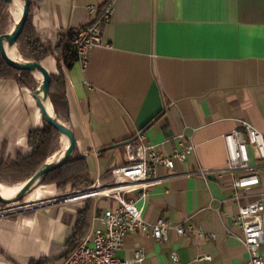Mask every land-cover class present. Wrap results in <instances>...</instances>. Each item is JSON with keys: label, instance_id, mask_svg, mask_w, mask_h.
Here are the masks:
<instances>
[{"label": "crops", "instance_id": "crops-1", "mask_svg": "<svg viewBox=\"0 0 264 264\" xmlns=\"http://www.w3.org/2000/svg\"><path fill=\"white\" fill-rule=\"evenodd\" d=\"M107 2L31 0V26L54 53L41 62L60 79L65 95L61 122L75 133L72 160L85 165L77 173L94 184L110 183L112 170L125 164L124 146L101 149L141 135L146 146L172 155L180 148L178 134H184L194 152L183 162L175 161L170 176L157 168L158 181L147 189L146 198L142 189L126 198L138 201L150 222L163 219L205 234L180 236L172 230L165 242L128 235L115 256L128 260L143 250L139 264H172L173 255L182 264H198L201 257L210 258L203 264H248L234 219L241 206L264 193V161L249 148L252 169L227 170L224 137L242 122L264 134V0H116L102 45L93 49L87 67H66L60 46L67 44L69 33L92 23L89 7L102 8ZM45 124L33 92L14 79L0 78V164L30 156L29 133ZM199 169L223 173L207 179L188 174ZM248 174L259 175L260 185L239 190L244 197L232 201L235 179ZM0 186L5 190L11 185ZM56 195L53 187L36 185L25 199ZM105 198L57 204L32 218H0V250L11 259L0 254V264L42 258L64 264L93 229L101 228L100 214L116 206L114 199ZM72 239L78 243L73 245Z\"/></svg>", "mask_w": 264, "mask_h": 264}, {"label": "built area", "instance_id": "built-area-1", "mask_svg": "<svg viewBox=\"0 0 264 264\" xmlns=\"http://www.w3.org/2000/svg\"><path fill=\"white\" fill-rule=\"evenodd\" d=\"M115 4L116 0H108L102 8L89 7L93 21L86 29L77 32L72 42L77 54V63L82 69L87 67L93 49L102 45L103 28L111 20ZM224 139L229 156L227 170L250 171L252 167L249 148L254 151L258 161H264V134L249 123L242 122L240 129L225 135ZM136 140L124 146L125 164L112 170L113 179L110 183L104 184L98 181L93 186L77 192L78 196L82 197L80 200L102 196L114 199L117 204L100 214L98 220L102 225L101 228L93 229L91 237L80 243L64 264L142 263L145 256L143 250L136 251L134 257L128 260H120L115 256L123 247L128 235L144 234L159 242L167 241L172 230L180 236L191 232L196 233L199 238L205 236L203 232L191 226L172 225L163 219L150 222L145 218L144 209L138 205V201L126 198L127 194L136 189L144 190L142 198H146L147 189L158 181L155 175L156 169L163 167L167 170L168 176L172 175L175 161H185L194 152L193 144L187 142L188 138L184 134H178L180 148L172 155H164L157 151L155 146H146L141 135H138ZM221 173H223L221 170L199 169L190 170L188 174L207 179L210 175ZM258 185H260V176L257 174H248L235 179L233 183L235 194L231 200L238 201L244 197L239 190L249 191ZM105 190L107 192L103 195H94ZM234 224L240 229V234L236 237L248 253V264H264V193H261L254 203L239 208ZM171 260L172 264H182L175 255ZM209 260V257H201L197 263L203 264Z\"/></svg>", "mask_w": 264, "mask_h": 264}, {"label": "trees", "instance_id": "trees-1", "mask_svg": "<svg viewBox=\"0 0 264 264\" xmlns=\"http://www.w3.org/2000/svg\"><path fill=\"white\" fill-rule=\"evenodd\" d=\"M9 5L0 0V36L12 30L14 24L9 27V30L4 31L6 19L9 18ZM32 10V3L30 6V14ZM30 14L25 26L22 36L19 38L16 48L18 55H21L26 61L41 62L47 56L54 54L53 51L45 46L37 33L31 26ZM77 33H69L67 38V44L61 47L62 61L66 67L71 68L77 63V54L74 50L72 42ZM59 47V48H60ZM16 50V53H17ZM0 78H10L17 81V83L27 90L34 92L40 87V81L33 74L25 71H17L12 69L4 61L0 52ZM36 82V85L33 84ZM60 79L58 76L53 75V81L50 91V101L54 108L55 116L61 121V110L64 109L65 95L59 89ZM62 141V136L53 127L48 124L41 129L32 130L29 133V144L32 148V153L28 157L18 158L16 162H7L0 164V181L2 183H9L8 185H18L25 183L31 177H33L39 169L49 161L57 152L63 150L60 149L59 144ZM83 171L85 165L82 160L76 164L71 160L65 166L49 173L40 185L44 184H56L61 188L64 185L66 188L69 184L74 189H84L92 184V181L87 178L82 172L77 173L78 170ZM0 205H3L0 203ZM85 211H81V216ZM73 245L77 244L76 239H72ZM50 261L46 258H42L39 261H33L30 264H49Z\"/></svg>", "mask_w": 264, "mask_h": 264}, {"label": "water", "instance_id": "water-1", "mask_svg": "<svg viewBox=\"0 0 264 264\" xmlns=\"http://www.w3.org/2000/svg\"><path fill=\"white\" fill-rule=\"evenodd\" d=\"M1 1L6 2L10 7L15 2V0H1ZM20 1L23 4V11L20 19L17 21L12 31L0 36L1 55L4 61L7 63V65L10 66L12 69L17 71L29 72L33 75L39 73L43 76V80L41 82L40 87L33 92V98L36 100L37 105L39 106L44 122L50 125L51 127H53L58 133H60L62 137L68 139L69 145L64 153L63 158L60 161L53 163H48L47 161L33 177H31L28 181H26V183L23 185V187L20 189V191L17 193L15 197L10 199L4 198L0 192V203L4 205V207L0 209V218L15 214V212H12L13 210H17L27 206L24 203V199L26 195L36 185H40V183L49 173L68 164L72 160L77 146L74 131L69 126L61 122L55 116L54 113L51 114L48 110L47 105L48 104L51 105L50 91L53 81V74L49 72V70L42 64V62H37V61L20 62L12 59L9 56L8 50H13L17 45L19 38L22 36L24 32L30 14L31 0H20ZM135 140L136 139H133L128 142L119 143L116 145H112L110 147L103 148L101 149V152L123 147L130 142H134ZM41 202H45V201H41ZM55 202H59L58 199ZM14 206H18V207H14Z\"/></svg>", "mask_w": 264, "mask_h": 264}, {"label": "bare ground", "instance_id": "bare-ground-1", "mask_svg": "<svg viewBox=\"0 0 264 264\" xmlns=\"http://www.w3.org/2000/svg\"><path fill=\"white\" fill-rule=\"evenodd\" d=\"M11 9H12L13 16L15 17L16 23H17V21L20 19L21 15H22V11H23V4H22V2L20 0H15L14 4L11 6ZM14 27L12 28V30L14 29ZM15 52H16L15 48L13 50H8L9 56L12 59L17 60V61H20V62L26 61V60L17 58L14 55ZM34 75H36V77L40 80V82H42L43 76L41 74L36 73ZM40 85H41V83H40ZM47 107H48V110H49V112L51 114L54 113V111L52 109V106L50 104H48ZM63 142L65 143L64 144L65 147L63 148V150L60 151V153L58 154V156L56 158H55V155H54V158L52 160L48 161V163L58 162V161H60L63 158L64 153H65V151H66V149H67V147L69 145V141H68V139H66L65 137H63ZM22 187H23L22 184L21 185H18V186H7V187H5V190H4L0 186V192H1V195L4 198H9L10 199V198L15 197ZM106 192L107 191L105 190V191L99 192V193L94 194V195H103ZM80 199H82V197H79V196L65 198L63 200H60L59 202H54V201L41 202V201H48V200H37V201H33V200H26L25 199V202L24 203L27 206H25L23 208H20V209H17V210H13L12 212H15V213H23V212L29 211L30 209L44 208V207H49V206H53V205H56V204H61V203H66V202H73L75 200H80ZM15 205H18V204H15ZM14 207H18V206H14ZM33 207H35V208H33ZM8 213H10V212H8Z\"/></svg>", "mask_w": 264, "mask_h": 264}, {"label": "rangeland", "instance_id": "rangeland-1", "mask_svg": "<svg viewBox=\"0 0 264 264\" xmlns=\"http://www.w3.org/2000/svg\"><path fill=\"white\" fill-rule=\"evenodd\" d=\"M14 20L16 21L15 17L13 16L12 9H11V7H9V18L6 19L4 31L9 30V27L12 26V24H14ZM15 50H17L16 47H15ZM14 55L17 58H19V56H20V58H23L21 55H18V50H17V53L15 52ZM33 84L36 85V82L33 81ZM59 146H60L59 147L60 149L63 148V140L60 142ZM5 184L8 185L9 183H5ZM93 185H94V183H92L90 186H93ZM42 186H45V187H53L55 189L56 194H57L56 195V198L49 199L48 201H45V202L56 201L57 199H58V201H60V200L65 199V198L75 197V196H78V194H77L78 191H83V190L87 189L88 187H90V186H88L87 188H84V189H74L71 184H69L66 188H64V185L61 188H59V186H57L56 184H44ZM97 199H106V198L105 197H102V196L101 197L98 196V197L90 198V199H87V200H75L73 202H69V204L70 203H75V204L76 203H87V202L88 203L89 202L91 203V202H93L94 200H97ZM66 204H67V202H66ZM58 205H60V204H58ZM3 207H4V205H0V209H2ZM56 207L57 206L53 205V206L44 207V208L30 209L27 212L15 213V214H12V215L3 217V219L13 221V220H17L19 218H32L34 216V214L37 213V212L45 211V210H49V209H54ZM0 254L1 255H4L9 260H11L10 257L6 253L2 252L1 250H0ZM12 263L13 264H18L16 262H12Z\"/></svg>", "mask_w": 264, "mask_h": 264}]
</instances>
